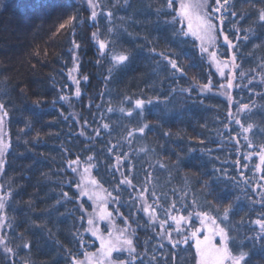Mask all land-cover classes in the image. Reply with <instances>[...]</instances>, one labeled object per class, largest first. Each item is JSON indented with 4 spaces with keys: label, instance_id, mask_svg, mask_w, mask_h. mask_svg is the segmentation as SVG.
Returning <instances> with one entry per match:
<instances>
[{
    "label": "trees",
    "instance_id": "trees-1",
    "mask_svg": "<svg viewBox=\"0 0 264 264\" xmlns=\"http://www.w3.org/2000/svg\"><path fill=\"white\" fill-rule=\"evenodd\" d=\"M69 2L0 0V102H4L9 113L3 132L5 139L11 142V148L5 156L4 171L0 173V185L3 186L0 189L3 194L12 191L5 209L8 220L0 228V235H6L9 246L18 252L12 257L1 248L0 264H13V261L23 264L25 258L31 264H69L65 249H72L74 254L79 249L80 240L73 236L77 230L82 232L86 245L85 249L79 250L80 257L84 250L95 252L99 248V241L91 233L83 232V228L87 227V217L83 221L79 219L82 215L79 204L62 199L63 192H69L73 197L78 195L76 177L66 168L67 161L75 159L77 155L82 160L88 155H95L97 167L92 175L105 188L113 191V195L120 197L119 203L109 201L108 204L115 223L123 227L124 218L128 217L138 227L133 238L136 256L147 252L146 256L149 257L155 254L159 264H195L194 241L189 239L186 244L181 243L173 249L167 239L162 240L158 235L159 223L155 224L153 230V226L148 224V217L130 201V195L136 193L128 189L127 185L122 186L119 192L115 191L123 179L121 172L132 179L137 189L147 187L149 203H152L151 193L155 191L165 207L173 200L180 207V197L187 190L184 185L185 173H194L201 181H215L216 177H220L209 189L213 195L206 196L201 191V183H191L185 202L190 205L193 196L200 203L205 199L213 200L214 204L219 203L221 207L235 202L230 222L239 227L233 235L238 242L245 237L255 236L259 226L253 222L264 214V207L255 202L260 196L252 190L256 185L264 184V180L260 179L264 171H257L256 168L260 163L256 153L259 145L264 144V132L261 131L264 130V97L254 95L264 92V83L259 82L258 74L264 73V68H259L264 60V24L257 22L256 11L264 7V0H230V11L245 15L243 19L239 14L235 18L229 16L223 25L234 41L233 25L242 30L252 29L250 39L240 42L237 56L240 68L230 94L234 101L254 102L256 105L251 113L241 114L245 126L248 123L255 126L254 132L249 135V140L256 145L254 148L248 147V141L238 135L239 126L229 119L227 94L220 88L227 81L220 76L207 56L202 60L199 49L194 48L191 42L183 44V49L195 59L197 67H187L189 57L180 54L179 62L186 71V76H181L172 74L162 58L152 53L153 47L156 53L164 50L181 52L179 42L172 44L166 39L171 36L172 29L162 22L171 19L174 14L166 7L167 0H128L127 4L124 0H100L103 9L98 11H113L111 24L104 15L98 16L97 23L92 24L88 19L90 9L87 0H74L71 8L66 7ZM210 2L212 7L216 6L215 0ZM157 9L170 14L158 17ZM75 11L79 12V19L83 21L78 22L75 39L80 44V72L89 77L84 90L90 101L88 108L86 96L78 104L59 99L61 95L73 94L67 75L72 64V52L69 49L73 36L66 32L56 39H49L59 23ZM157 20L161 23L157 24ZM97 27L102 38L107 36L109 27H114V34L109 37L114 46L133 53L131 62L117 69L108 81L104 77L108 75L110 61L107 57L99 56L90 38ZM158 28L164 30L157 31ZM37 46L41 51L40 56L32 54ZM45 48L48 51L46 57L43 55ZM217 50L219 59H229L227 46L220 36ZM97 60H102V63L98 64ZM253 69L257 71H250ZM239 72L248 75L241 78ZM193 77L200 83H207L211 78L212 90L204 94L195 90L191 95L181 92L179 89L190 85L196 87L192 84ZM250 80L252 84L249 87ZM173 88L177 90L173 92ZM125 96L131 97L133 102L137 98H152L155 106L146 105L143 119L138 112L127 117L119 111ZM37 100L42 103L34 104ZM239 103L233 104V113ZM109 106L116 111L108 112ZM123 106L130 108L132 104L125 102ZM102 123H109L110 130L103 129ZM141 123H149L154 127L151 131L146 130L144 135L135 133L131 144L122 139L126 136V129L136 128ZM97 128H100L99 137L94 132ZM21 129L24 131L21 132ZM165 132L171 135L165 137ZM230 135L236 139L223 143ZM111 145H118V148L109 154L107 149ZM145 146L150 151L140 153L138 149ZM189 149H194L192 156L195 159L185 162ZM250 152L253 155L245 160L244 157ZM123 153H128L127 160L123 162L121 170L116 171L113 167L115 156ZM177 157L181 158V162L179 167H174ZM156 160L166 162L168 168L161 169L154 164ZM193 164H199L200 167L193 168ZM129 169H132L131 175ZM245 179L248 180L247 184L244 183ZM69 180L72 181L71 185L67 183ZM225 191L228 194L226 198L219 201L213 199L216 193ZM58 200L60 204H57ZM81 202L88 212L92 211V202L87 197H82ZM116 210L122 215H116ZM199 210L206 209L189 208V211ZM182 214L188 215L187 211ZM160 218L164 219L163 213ZM169 224L172 229L175 228L174 223L169 221ZM190 224L192 228L200 227L195 215L190 218ZM108 226L106 222H100L101 231L105 234ZM183 227L184 235H188L190 228L187 225ZM173 239L182 240L183 236L173 232ZM25 241L30 242V249H17V245ZM161 243L164 244L163 249L159 247ZM261 243L255 242L253 247L252 241H245L242 250L251 251L249 264H264ZM128 258L127 252L118 257L114 254V259ZM138 264H148V260L138 259Z\"/></svg>",
    "mask_w": 264,
    "mask_h": 264
},
{
    "label": "snow or ice",
    "instance_id": "snow-or-ice-1",
    "mask_svg": "<svg viewBox=\"0 0 264 264\" xmlns=\"http://www.w3.org/2000/svg\"><path fill=\"white\" fill-rule=\"evenodd\" d=\"M74 0L66 5V7L71 8ZM127 4L128 0H124ZM88 8L90 9V16L88 19L92 24L97 23V17L104 15L108 18L109 24L112 23L113 11H98V9H103V5L100 0H87ZM215 7H212L210 0H167V9L171 10V19L163 20V25L172 29L171 36L166 37L170 43L176 44L177 42L181 45V52L176 53L170 50H164L159 53H156V48L151 49L152 53L158 54L162 61L166 63L168 69L172 74H180L181 76H186L185 67L181 66L179 62V55L183 54L184 56L189 57V63L187 67L195 68L197 64L195 59L190 56L189 52L184 50L182 45L185 43L191 42L194 48L199 49L201 59L207 56L211 64L216 67L217 72L220 76L226 79V84H221L220 88L224 90V94H227V99L229 102V119L234 120V123L239 126L240 132L238 135H242L245 141H248V147L254 148V145L249 140V135L252 134L255 130V126L252 123H248L247 126L242 122V115L246 113H251L253 108L256 107L255 103H239L234 101L232 97L231 90L234 87L233 80L236 78V73L240 68V65L237 63V56L239 54V46L241 40L247 41L250 39L252 34V29H240L236 25H233V31L235 32V41L231 38L229 33H226L223 25L227 22L228 17L233 18L237 15H241L243 19V13H238L236 11H230L229 5L230 0H215ZM254 6V5H253ZM258 20L260 24H264V7H260L257 10ZM170 13L165 12L163 9H157V16L165 15L168 16ZM78 22L83 23L79 19V12L75 11L72 14L68 15L66 19H63V22L59 23L55 31L52 32L49 39H56L61 34L70 32L73 36L71 41V48L69 49L72 52V61L73 68L69 71V79L73 81L76 85L74 92L75 97H81L82 93L80 90L81 80L87 82L89 77L87 75L77 78V75L73 73H79L80 63H79V50L80 44L75 39V29L78 25ZM161 21L157 20V24H160ZM179 24V27L176 25ZM163 28H158L157 31H163ZM114 27H109L107 29V36L102 38V33L97 27V30L91 33V40L98 49L99 56L101 58L107 57L110 61L109 67L107 69L108 75L104 77L105 81H108L112 78V74L117 70L126 67L132 60L133 53L126 49H119L114 46V42L109 38L114 34ZM243 31L244 35L241 36ZM219 36L223 37L224 44L228 49L229 59L221 60L218 58L217 45L219 42ZM191 38V41H189ZM151 43V41H149ZM258 47V46H256ZM34 56H40L41 51L39 46L32 53ZM43 55L46 57L48 55L47 48L43 50ZM251 55V53H249ZM97 63H102V60H97ZM35 67V65H33ZM259 68H264V60H262ZM250 71H257L256 69ZM259 74V82L264 83V73ZM248 74L245 72H239L241 78L246 77ZM255 79V77H253ZM192 84L196 85L199 88L201 94L210 92L213 87L211 78H209L207 83H200L196 77L192 78ZM252 84V80L249 81V87ZM177 89L173 88L172 91L175 92ZM181 92L191 93L195 91L191 85L187 88L179 89ZM104 93H101L103 95ZM256 96L264 97V92L254 93ZM60 100L66 101L69 99L67 95H61ZM159 100V97L156 98ZM127 102L132 104V107L125 108L123 105ZM42 101H34V104L39 105ZM55 103V101H53ZM239 103V106L236 109V112L233 113L231 108L233 104ZM146 105H153V99L149 98L148 100L137 98L133 102L131 97L125 96L121 102V107L119 111L127 116L132 117L134 113H139L141 119H143L144 111ZM155 106V105H153ZM99 107V106H98ZM108 112H114L116 109L109 106L107 109ZM9 113L5 107L4 102H0V173L4 171L5 168V156L11 148V142L5 139V133L3 132V126L5 119L8 117ZM87 123V121H85ZM27 126V125H26ZM101 127L105 130H110L111 126L109 123H102ZM154 126L149 123H141L138 127L132 129H126V136L122 139H126L129 144L132 143V137L135 133L141 135L146 134L147 131H151ZM225 127H228L227 125ZM21 132L24 129L20 130ZM264 132V130H261ZM96 137L100 136V128L94 129ZM39 134H37L38 136ZM81 135H84L81 132ZM165 137L170 136L171 133H163ZM91 139V138H90ZM233 139H236L235 137ZM238 142V140H237ZM27 143V141H26ZM110 143V142H109ZM202 144L203 141H200ZM118 145H111L107 149L109 154L116 152ZM67 151V150H65ZM140 153H147L150 151L147 146L141 147L138 149ZM151 151H155L152 149ZM194 149H189L187 158L185 162H191L195 159L192 156ZM253 153H248L244 157L245 160L251 158ZM259 158L260 163L256 166L257 171H264V144L259 145V151L256 153ZM128 153L116 154L115 156V167L116 171H120L122 164L127 160ZM181 158L177 157V161L174 164V167H179ZM237 163H239L237 161ZM155 165H158L161 169H167L168 164L162 160L154 161ZM67 167L76 177L75 189L78 195L75 197L70 196L69 192L62 193V199L65 202H75L79 204V210L82 212V215L79 217L81 221L87 217L86 223L87 227L83 228V232H89L93 237L99 241V248L95 252H89L87 250L83 251V256L80 257L79 250L85 249V241L83 239V234L81 231L77 230L73 233L75 238H79L80 245L76 253H73L72 249H65L67 256L69 258V264H138V258L136 256V248L134 246V234L136 229L131 227L129 220L124 218V226L120 227L115 223L114 215L112 211L108 210L109 201H114L119 203L120 197L113 195V191L105 188L103 184L96 179L92 172L97 167L95 155H88L84 160L81 159L79 155L75 159H69L67 161ZM193 168L200 167L199 164H193ZM247 167V165H245ZM214 171L219 172L220 169H214ZM129 175H131L132 169L128 170ZM205 174L206 173H202ZM123 179L117 184L115 191L119 192L122 186L127 185L128 189H131L135 192V195H130V201L135 204L136 208L144 213L148 217V224L153 226L155 230V224L158 222L160 227L159 236L160 238L167 239L171 244L173 249H176L180 246L181 243L186 244L189 239L194 241L195 248V264H249L251 251H243V245L245 241H252L253 247H255V242L261 243V251H264V214L261 215V218L256 219L253 223L259 226V232L255 236L245 237L244 240L237 241V237L233 233L237 232L239 225L232 224L230 222V217L233 214V208L235 202H230L225 204L223 207L219 203H213V200L205 199L202 203L198 202L197 198L193 196L191 204L185 202V198L188 195L190 190L191 183H201V191L207 195H213L212 191L209 189L212 188L213 183L218 181L220 177H216L215 181L205 180L201 181L199 176L192 173L184 174V185L186 191L180 197V207H177V201L173 202L165 207L162 204L161 197L156 194L155 191H152V203L148 202L147 187L137 189L133 184L132 179L125 176L121 172ZM227 177V173H224ZM231 179L230 177H228ZM261 180H264V175L260 177ZM71 185L72 181H67ZM244 183L247 184L248 180L245 179ZM3 186L0 185V188ZM254 192H257L260 196L256 203H259L261 207H264V184H258L253 189ZM12 195V191L9 190L7 193L0 194V227H2L8 217L6 215V202L9 201ZM227 192L216 193L213 197L214 200H222L227 197ZM82 197H87L89 201L92 202V211L84 207V204L81 202ZM239 198H237L238 200ZM31 202H29L30 204ZM61 201H57V204H60ZM189 208L196 209H206L199 211H189ZM187 211L188 215L185 216L182 213ZM163 213L164 219L160 218V214ZM116 215H122L116 210ZM195 215L200 221V227L192 228L190 224V218ZM169 221L175 224V228L172 229ZM100 222H106L109 226L107 228L106 234L101 231ZM242 223V221H241ZM184 225H187L190 228L188 235H184L185 228ZM11 225H9L10 227ZM173 232L177 236H183L182 240L173 239ZM22 235V234H21ZM201 235L203 238L201 239ZM0 247L3 248V251L15 257L18 255L17 250H14L9 246L8 237L6 235H0ZM30 249V242L25 241L21 245H17V249ZM161 249L164 248V244H159ZM237 249H241L237 251ZM155 252V249L153 250ZM128 253V259L118 260L114 259V254L118 257L123 253ZM147 255V252L144 253ZM142 261V257L140 258ZM173 260L175 257L173 256ZM15 264V261H13ZM23 264H31V261L28 259L23 260ZM148 264H159L157 256L154 254L148 259Z\"/></svg>",
    "mask_w": 264,
    "mask_h": 264
},
{
    "label": "rangeland",
    "instance_id": "rangeland-1",
    "mask_svg": "<svg viewBox=\"0 0 264 264\" xmlns=\"http://www.w3.org/2000/svg\"><path fill=\"white\" fill-rule=\"evenodd\" d=\"M220 38H221V41L224 43V41H223V37L222 36H220ZM94 44V43H93ZM94 46H95V44H94ZM96 47V46H95ZM97 48V47H96ZM78 55H79V53H78ZM81 62V56L79 55V63ZM73 68V61H72V64H71V68L68 70V72H67V75H68V78H69V71L71 70ZM73 75H77V78H80V77H83V76H85V75H82L81 74V72H80V68H79V73L77 74V73H73ZM69 81H70V83L72 84V89H73V94L72 95H70V96H68L69 97V99L68 100H66V101H63V102H67V103H72V102H75L74 104H78V101L83 97V96H88V95H86L85 94V92H84V90H85V87L87 86V84H88V81L87 82H84L83 80H81V83H80V85H79V87H80V90H81V93H82V95H81V97H75V95H74V92H75V89H76V85L73 83V81L71 80V79H69ZM234 81H235V79L233 80V84H234ZM227 83V82H226ZM226 83H224V84H226ZM234 86H235V84H234ZM234 88V87H233ZM195 90H198V93L199 94H201L200 93V91H199V88L198 87H195ZM233 90V89H232ZM231 90V91H232ZM187 94L188 95H191V93H188L187 92ZM71 99H73L74 101H71ZM86 100H87V106H86V108H88V106H89V104H90V101L88 100V97L86 98ZM230 137V138H229ZM229 137H226V139L225 140H223V143H225V142H233L235 139H233L234 138V136H229ZM228 138V139H227ZM66 168L68 169V170H70L68 167H67V165H66ZM71 171V170H70ZM0 194H3V192L1 191V189H0ZM125 218H127L128 219V217H125ZM129 223L131 224V227L132 228H134V229H136V231H135V234L138 232V227L137 226H135V223L134 222H130V220H129ZM1 228V227H0ZM134 234V235H135ZM2 247H0V249H1ZM142 257V259H149V256H146V255H144L143 253H139V256H137V258L140 260V258Z\"/></svg>",
    "mask_w": 264,
    "mask_h": 264
}]
</instances>
